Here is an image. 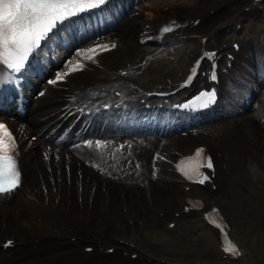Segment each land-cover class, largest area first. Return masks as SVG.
I'll list each match as a JSON object with an SVG mask.
<instances>
[{"label":"bare ground","instance_id":"6f19581e","mask_svg":"<svg viewBox=\"0 0 264 264\" xmlns=\"http://www.w3.org/2000/svg\"><path fill=\"white\" fill-rule=\"evenodd\" d=\"M120 1L122 0H119V4ZM130 1L131 3L125 8L123 6L121 9H117L115 5L114 12L107 10L104 13L107 17L102 16L100 21L89 20L87 24H73L63 32L62 44L64 46L70 44V47L60 52L62 54L59 53L60 59H67L74 49L94 42L101 36L117 38L118 47L112 53L100 57L94 64L96 67L69 76L65 83H60L55 88L45 89L42 92L43 94L38 97L40 99L47 95L51 96L44 98L38 105L35 103L29 118V123L38 131V137H40L38 142H41L42 145L41 152L36 150L35 145L26 144L24 147L20 161L24 172V182L19 189L0 197L3 200V205L0 208V233L5 236L8 235L6 223L9 217H13L21 223V227L14 230V234L20 238V241L38 239L36 236L38 230L43 233L41 237H44V240L39 242L37 246L32 245L23 252L13 253L14 259L12 261L5 259V254H1L0 264H136L132 259H126L119 254L111 256L99 252V246L108 248L107 245L110 244L111 238L131 241L134 246L123 247L124 251H131V254H140L141 262L153 263V255L145 249L142 241L135 243L137 238L141 236L140 229L135 223L142 222L147 218H153L152 221L155 222H172L173 212L183 210L187 199L194 196V191L197 193L207 192L206 195L209 201H214L223 207L229 219L235 225V236L242 243L233 214L235 190L230 181L228 154L232 149L234 153L233 161L237 163L235 169L238 170L235 173L239 176L238 185L240 186L244 182L246 183L249 178H252L257 184L256 188L264 191L262 187V184L264 185L262 180L264 173L258 167H256L257 173L251 172L249 166L247 171L234 149L240 141V136L243 135L241 137L243 139L242 151L247 153V158L264 167V145H262L264 144V135L257 133L258 125L251 127L254 118L249 116V113H252L254 109L251 107L249 110H243L250 107L251 92L261 94L264 90V74L262 81L259 80L258 74L257 79L252 80V83L247 82L250 80L249 78L243 80L229 77L226 81L227 90L230 92L227 99L233 105L237 106L238 93L236 87L238 85L240 89L248 86L249 92H245V100H239L238 107L234 108L232 106L220 114L223 120L219 128L210 126L205 129H197L198 122L190 119L179 122V118L174 117V114L170 112L159 111L156 115L144 116H139L133 112V116L138 118L136 126L129 128L133 130L121 126L120 128H107L106 131L99 129L95 131L94 137L112 135L113 137L109 141L120 142L129 138L138 140L142 137L143 140L150 141V143L145 147L125 143V147L117 145L114 148L109 147L101 151L93 148L92 151L97 155V158L92 159L89 157V162L82 160V157L80 158L79 155L83 154V150L75 145L77 139L57 140L56 137L51 135L50 131L45 129L49 123L45 117L54 111L51 110V107L60 105L59 102L64 101L72 93L75 94L77 91L81 93V90H85L84 86L91 85L92 80L95 86L113 83L130 88L129 84H125L113 72L121 67H123L122 69L127 68L128 64L132 65L130 58L138 55L137 47H141L143 36L159 27L167 18L178 15L180 18H199L202 22H205L209 16L208 10L197 9L194 5L195 3L205 7L209 4V0H156L154 4H145L143 0ZM252 3L249 6H252ZM236 20L241 23V14L234 13L206 36L210 40L218 41L222 30L230 27ZM200 27V29L188 28L183 35L187 37V40H198L203 26ZM88 31L89 34H87ZM166 41L164 40V43ZM261 46L262 44L258 43L254 50L259 49ZM207 47L206 44L200 41L198 49L193 52V61L199 57V52ZM219 48L226 50L223 45ZM65 55L66 57H64ZM146 55L148 53H144L143 57L145 58ZM58 63V61H52L51 59H41L39 61V74L46 73L50 70L51 64L55 67ZM161 72L162 70L153 73V76L148 79L152 80L158 77L162 74ZM171 74H168L167 77L172 78ZM173 83L175 81L172 79L170 83L163 81L159 85L162 88H167ZM254 83H256V87ZM4 89V86L0 87V90ZM131 93H134V91H131ZM254 97L255 95L252 94V98ZM259 102L262 101L259 100ZM86 103H89V101L86 100ZM99 104V101L91 103L95 106ZM139 118H145V120H139ZM113 119L119 121L118 117ZM156 120L160 123L159 127ZM153 125H156V127H153ZM162 126L170 127L169 129H163ZM255 138L258 140L256 141ZM202 143H206L218 155L221 163L216 178L218 188H224L221 194L213 192L211 189L202 190V188L186 192L182 182L168 164L171 157L174 158L192 152ZM46 144L50 146L46 148ZM53 144L56 145L52 148ZM128 150L133 153V157L130 159L126 157ZM46 155L47 159H50L49 162H46ZM107 157H110L111 161H107ZM159 157L165 162L159 161ZM43 160L45 167L42 165ZM135 160L141 164L137 175H132V177L118 182L120 174L125 173L127 166L133 165ZM110 162L112 163L111 168L108 167ZM248 162L247 159V165ZM48 164H50L52 173L49 171ZM67 171L71 175L70 181H68ZM252 173H254V177ZM58 174L60 175L58 176ZM58 178H63L61 187L58 185ZM134 179L140 180L141 185L138 186L135 182L137 180ZM158 179L163 180V182L174 183L175 186L172 188V192H162L160 186L156 183ZM75 186L81 189L80 202L77 201L75 196ZM248 188L251 187L246 185V189ZM50 191L55 193L52 194ZM123 192H125L123 203L126 209H121L119 202ZM91 197H94L93 204L90 202ZM98 197L103 200L105 212L100 210ZM161 213H163L162 219H160ZM124 221L126 223L128 221L132 222V225L124 227L125 233L121 237L114 235L119 232L120 228L118 226L125 223ZM148 223L149 221L145 220V225ZM31 225L34 226V233H26L25 230ZM113 230H115V233ZM89 234H93L89 243L96 246V252L92 256L82 252L81 248V244L85 247L88 241L87 235ZM55 235L57 236L56 239L53 238ZM76 235H79V239L75 245L67 242L68 237ZM77 244L81 249L76 246ZM162 259L167 264H187L181 260ZM249 259L250 256L245 250L240 261L244 262Z\"/></svg>","mask_w":264,"mask_h":264},{"label":"rangeland","instance_id":"374dc122","mask_svg":"<svg viewBox=\"0 0 264 264\" xmlns=\"http://www.w3.org/2000/svg\"><path fill=\"white\" fill-rule=\"evenodd\" d=\"M125 1V0H124ZM130 2V1H128ZM239 0H232L230 4V9L227 11V15H231L234 11L242 10L243 7L246 6L244 3H240ZM146 3L153 4L156 3V0H146ZM129 3L124 2L122 5H127ZM216 7V3H211ZM120 7V5H118ZM263 7V6H262ZM250 13V12H249ZM259 17L256 18L255 16ZM264 13L260 11L252 12L249 16V20L254 21L255 24L251 21H248L244 24L245 28L243 33L238 36V38L243 39L245 36H251V45L250 47L247 46L245 52L240 56L243 57L246 54L251 55V59L255 60L256 67H252L253 74H259V80H263L264 74ZM226 18L225 16L220 17L217 20V23H220ZM216 24L213 23L206 28V31ZM233 30V28H231ZM227 38H231L234 40L237 38L235 33L231 31L227 36ZM220 41V43H222ZM258 43H262V46L254 50ZM173 49L167 51L166 49L159 54L158 58L154 60L149 68L148 73L149 76H139L137 79L141 80L145 79L144 85L146 87H150L152 83L162 81L165 79V75L167 72L160 74L158 77L150 80L148 79L152 74L161 70H168L171 67L172 62L175 61V55L181 51V48ZM154 48L152 47H137L138 55L131 57V59L140 57L142 52L145 51H152ZM184 52L181 53L180 59L175 67L172 69V73H174L175 78H179L182 73L185 71L186 66L188 65L189 59H191L192 52L197 49V43L195 41H190L185 43L183 47ZM251 50H253L251 52ZM138 59L134 61L136 64ZM259 67V68H258ZM163 72V71H162ZM257 75L255 76V80L257 79ZM242 77V76H241ZM245 79V78H244ZM256 83H254V86ZM238 96L242 93L248 92L249 88L240 89L239 85L236 87ZM228 92V91H227ZM230 93V92H228ZM246 93L239 97H245ZM262 98V100H261ZM261 111H254L249 113L252 118L257 123H261L264 125V90L261 93ZM259 102V99L253 102L255 105ZM263 103V104H262ZM52 109V108H51ZM249 125V123H248ZM250 126V125H249ZM243 136V135H242ZM239 143L234 147L236 150V155L242 160L245 165V168L248 171L247 159L248 161L250 158H247V153L242 151L241 144L243 143V139H241ZM257 141L258 139L255 138ZM264 145V144H262ZM233 152L230 149L229 157H230V169H231V176L234 182V190H235V207L233 208V214L236 218V222L238 228L240 230L241 236L244 240V243L250 253L251 260L254 264H264V191H260L256 188L257 184L255 183L254 179L249 178L246 183L244 182L242 185H238L239 176L235 173L238 169L236 168L237 163L233 161ZM80 156V155H79ZM157 159V158H156ZM141 164L135 163L134 166H130L125 174H123L119 180H125L132 175H137V172L140 170ZM251 171V170H250ZM253 176V174H252ZM254 177V176H253ZM137 180V179H134ZM140 180L135 181L138 186L141 185ZM238 181V182H237ZM117 183V182H116ZM156 183L160 186V190L165 193H171L172 186L165 184L161 180H157ZM246 185L250 186L251 188L246 189ZM264 188V185L262 184ZM125 196V192L122 193L120 204L121 209L124 206L123 197ZM99 200V198H98ZM100 210L103 212L102 206V199L100 197ZM188 221V220H187ZM8 235L14 238L16 235L14 234V230L18 227H21L20 221L17 219H13V217H9L6 223ZM34 229L33 226H30L25 231H32ZM141 234L143 239L146 241V245L148 246L147 249L157 255L158 257H169V258H176L186 261L189 264H193L196 259H200L203 262H207L208 264H233V262H228L223 260L220 254L217 251V239L216 234L210 230L209 228L204 227L201 223L191 224L189 227L182 228L177 232H168L164 225L160 223H151L145 229L141 230Z\"/></svg>","mask_w":264,"mask_h":264},{"label":"snow or ice","instance_id":"6c2138e0","mask_svg":"<svg viewBox=\"0 0 264 264\" xmlns=\"http://www.w3.org/2000/svg\"><path fill=\"white\" fill-rule=\"evenodd\" d=\"M105 3L106 0H0V68L20 73L26 68L30 56L34 55L59 24L77 14L99 8ZM164 31L167 32L168 29L165 28ZM115 47V43L97 44L85 52L78 51L75 55L85 60H93V54L109 51ZM69 63L71 61L66 62L65 67ZM83 68L84 65L80 62L71 63L67 71H58L54 79L49 80L48 83L62 82L67 75ZM215 78L213 73L212 79ZM215 98L214 90L203 91L196 98L198 104L185 105V107H190L193 111L207 108L215 102ZM17 154L13 133L7 124L0 122V194H10L20 185L21 175L15 160ZM45 158L47 159V155ZM205 167L209 170L213 169L212 159L205 155L203 148H200L193 157L182 161L179 170L186 178L195 177L194 182L204 184L209 179V176L201 171ZM224 250L238 255L235 245H230Z\"/></svg>","mask_w":264,"mask_h":264}]
</instances>
